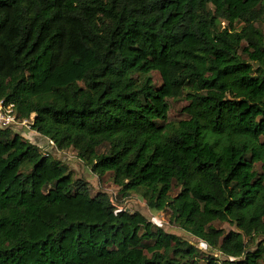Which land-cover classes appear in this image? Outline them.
Here are the masks:
<instances>
[{
  "label": "trees",
  "instance_id": "obj_1",
  "mask_svg": "<svg viewBox=\"0 0 264 264\" xmlns=\"http://www.w3.org/2000/svg\"><path fill=\"white\" fill-rule=\"evenodd\" d=\"M0 100L206 246L0 128V264L264 262V0H0Z\"/></svg>",
  "mask_w": 264,
  "mask_h": 264
},
{
  "label": "rangeland",
  "instance_id": "obj_2",
  "mask_svg": "<svg viewBox=\"0 0 264 264\" xmlns=\"http://www.w3.org/2000/svg\"><path fill=\"white\" fill-rule=\"evenodd\" d=\"M153 80L158 86L161 84V78L158 72L152 73ZM187 100L184 96L181 98L171 100V110L169 114V120L178 121L186 117V113L183 111V108L187 105ZM34 115L30 119L32 122ZM11 132H17L25 139L41 146L42 149L48 150L51 152L54 157L59 158L62 161L68 162L69 167L73 170L74 174L78 177H82L86 180L88 187L92 196L96 195L99 192H106L117 208H125L130 211H138L146 216L154 224H159L163 229L168 232L177 234L181 237H184L191 241L193 244H196L201 249H206V246L202 243L201 240L187 234L179 226L171 223L170 221V210L165 211H153L149 208L146 201L137 193H131L128 196H123L119 191V187L113 182L112 176L110 173L105 174L104 176H98L94 174L77 156V153L73 149H68L65 151H59L57 148L51 144L48 139L44 136H41L33 129H24L21 126H16L14 129H11ZM179 191V188H175L172 192V195H176ZM218 227L224 228L226 231L236 229L235 226L230 225L229 223H218ZM261 239L255 240L253 242L248 241V246L251 250H256L257 243ZM215 256H221L219 252ZM264 264V262H262Z\"/></svg>",
  "mask_w": 264,
  "mask_h": 264
},
{
  "label": "built area",
  "instance_id": "obj_3",
  "mask_svg": "<svg viewBox=\"0 0 264 264\" xmlns=\"http://www.w3.org/2000/svg\"><path fill=\"white\" fill-rule=\"evenodd\" d=\"M31 124L32 122L30 119H19L13 103L0 100V128L14 129L16 126H21L23 131L24 129L26 131V129L31 128ZM48 141L55 146L52 140L48 139ZM45 151L48 150L46 149Z\"/></svg>",
  "mask_w": 264,
  "mask_h": 264
}]
</instances>
